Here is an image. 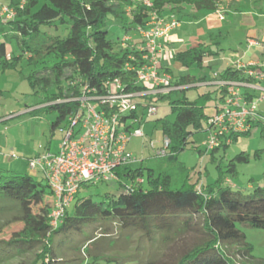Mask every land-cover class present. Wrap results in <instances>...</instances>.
Segmentation results:
<instances>
[{"label":"trees","instance_id":"trees-1","mask_svg":"<svg viewBox=\"0 0 264 264\" xmlns=\"http://www.w3.org/2000/svg\"><path fill=\"white\" fill-rule=\"evenodd\" d=\"M151 2L148 6L142 0H2V4L15 13L11 19L3 20L4 16L0 19L11 30L17 53L9 56L6 42L0 39V65L3 70H14L27 57L32 71L26 78L35 92H45L41 109L55 115L50 122L51 129L65 126L69 115L77 110V99L85 87L93 93L106 94L109 90L107 82L118 79L127 92L146 89L137 80V71L143 62V40L134 42L131 36L135 32L140 34L152 13L164 15L169 9L178 17L188 14L185 9L189 7L194 11L189 15L198 18L217 11L223 4L231 5L227 0ZM110 20L122 25L124 34L121 37L108 38ZM211 45L178 52L174 59L185 66L200 68L205 59H216L223 53L222 48L210 49ZM257 64L230 65L218 72L213 80L259 82L264 86V82L246 73L248 68L260 69V63ZM166 71L172 73L170 68ZM188 81L193 82L191 78ZM174 84L181 85L182 82L172 79ZM229 88V84H219L213 90L199 93L194 100L185 95L172 100L173 91L157 96L158 111L150 121L159 122L165 139L169 140L166 154L160 157L169 166L195 133L205 131L207 134L209 120L219 111ZM240 93L250 102L261 97L259 91L243 86ZM162 101L168 102L174 120L159 116ZM208 101L213 103L208 105ZM262 106L264 102L259 104L260 114H264ZM144 110L141 108L140 114H122L121 121L128 130L132 119L141 117ZM254 127L259 128L264 140V121L256 119L248 131L229 134L223 137L220 146L213 150L205 147L204 151L210 153L211 161L215 162L218 149L225 150ZM156 148L162 149L164 145L156 147L155 143ZM198 150L202 151L199 147ZM260 152L257 150L252 156L243 150L225 166L218 163V178L207 184L201 170L188 173L183 164L173 170L161 166L132 168L130 163L117 169L119 177L114 182L122 187V191L107 193L102 200L95 201L91 196H81L79 190L57 225L52 224L55 197L46 177L0 167V216H10L0 226V263L36 251L30 264H71L73 260L64 258L60 251L74 247L76 238L86 234L88 227L110 223L127 237L139 234L147 240H152L157 232H200L202 241L187 248L175 264H236L223 245L245 242V234L237 228L238 223L264 229V187H254L245 194L229 178L239 174V163L259 157ZM84 185L95 184H82L81 187ZM7 228L10 230L5 232ZM94 263L96 260L91 259L82 264Z\"/></svg>","mask_w":264,"mask_h":264},{"label":"rangeland","instance_id":"rangeland-1","mask_svg":"<svg viewBox=\"0 0 264 264\" xmlns=\"http://www.w3.org/2000/svg\"><path fill=\"white\" fill-rule=\"evenodd\" d=\"M2 1V0H1ZM237 9L229 12V17L239 21V14L243 12L249 13L255 25L248 26L249 31L264 30V12L256 11L258 8H264V0H235ZM231 5H235L233 0H227ZM229 5V4H228ZM166 9L165 13H169ZM185 12H194L192 8L186 7ZM249 15V16H250ZM179 17V16H178ZM4 20V18H2ZM0 19V39L6 42L9 56L17 53V44L11 38V30L9 26ZM108 38L117 39L118 36L124 34L122 25L110 20ZM187 22V21H186ZM115 26V28H114ZM222 29V35L207 41L213 42L211 46L221 45L225 52L228 53V59L234 56L232 48L240 47L242 50L247 49L246 39H239L237 36L226 33V29ZM238 22L230 27L236 29ZM216 34H219L218 32ZM236 35L241 36L238 32ZM216 50V49H215ZM225 57V55H223ZM260 57V56H257ZM40 66V65H39ZM181 64L176 61L173 63V69L177 75H180L179 69ZM219 66L217 65L216 68ZM38 68V67H37ZM205 68V73L208 68ZM190 69H199L197 66H190ZM32 71V67L28 65V59L25 57L18 64L17 69L3 70L0 65V116L7 117L4 128L0 130V143L4 147H9V151H14L15 156L19 157L20 153L30 155L39 149L41 143H45L52 134L50 126L51 119L55 117L54 113L45 109H34L42 107L40 103L45 94L39 90L35 92L34 88L28 82L26 76ZM203 71V70H199ZM203 73V72H202ZM208 74L212 72L208 71ZM212 89L213 87H208ZM208 91V90H207ZM206 91V92H207ZM203 92L198 88L187 89L180 92H174L172 100L187 96L194 100L199 93ZM213 102L208 101V105ZM41 105V106H40ZM161 111L159 116L167 117L174 120L171 113V107L168 102H160ZM31 111L24 113L25 111ZM142 124L144 136L133 137L131 144L136 142L134 155L139 159L137 162L130 164L132 168L139 166H154L164 169L175 170L176 167L185 165L188 173L192 171H202L205 184L214 183L219 176L218 163L225 166L239 152L246 150L252 156L257 150H260V156L252 157L247 163H239L237 169L239 174L235 177L230 176L229 180L237 185V188L247 194L254 187H264V140L260 137V130L257 127L252 128L251 132L243 135L238 142L230 144L225 150L218 149L215 152L217 161H211L210 153H206L204 141L206 140V132L200 131L195 133L186 147L180 151L176 160L170 164L165 159L160 158L155 153V149L151 148L150 142L156 143V147L164 145L165 136L162 132L161 124L155 120H151L146 115ZM206 126V124H205ZM60 131L54 132L51 141V148L54 150L60 139ZM62 136V135H61ZM61 142V140H60ZM198 147L201 152H199ZM19 153V154H17ZM186 171V172H187ZM185 172V173H186ZM128 183V180H125ZM227 185V182H223ZM252 185V188H249ZM124 188V187H123ZM122 191V187L115 182H101L95 185H84L80 189V195L91 196L95 201L102 200V196L107 193L117 194ZM9 215L0 216V226L9 218ZM237 228L245 234V242H230L223 245L226 253L233 258L236 264H264V229L250 227L247 224H237ZM7 228L5 230L9 231ZM200 232H185L177 230L172 232H157L152 240L141 238L139 234L125 236L116 225L110 223H97L86 229V234L79 235L74 241V247H67L60 251V254L69 260H73L71 264H82L91 259H95L94 264H175L181 254L189 247L202 241ZM248 250L249 252H243ZM35 252H31L24 256L11 259L0 264H30L35 258ZM109 260V261H108Z\"/></svg>","mask_w":264,"mask_h":264},{"label":"built area","instance_id":"built-area-1","mask_svg":"<svg viewBox=\"0 0 264 264\" xmlns=\"http://www.w3.org/2000/svg\"><path fill=\"white\" fill-rule=\"evenodd\" d=\"M142 1L148 6L152 5L151 0ZM14 14L11 8L0 3V16L6 17L4 20L13 18ZM180 25V19L174 14L165 16L152 13L145 28L140 30L143 62L137 71V80L146 89L142 92H127L118 79L107 82L109 90L106 94L93 93L85 87L77 99V110L69 115L65 126L57 128L62 135L59 150L45 151L29 160L31 169L40 167L53 191V225H57L71 206L82 184L117 181V169L137 161V157L128 149L129 143L133 137L144 136V117L150 118L157 113V96L173 89L171 75L160 68V40L168 37ZM248 65L258 66L257 63L243 66ZM259 66L260 69L248 68L246 73L264 82V63ZM220 84H229L230 88L219 111L209 120L203 143L208 150L220 146L223 137L229 134L248 131L253 120L264 121V114L258 112L259 104L264 102V86L259 82L238 81H221ZM242 86L259 91L261 97L256 101H248L240 93ZM143 107L142 116L132 119L128 130L121 121L122 114H140ZM168 143L169 140L165 139L162 149H155L153 141L150 146L155 149L157 156L162 157L166 154Z\"/></svg>","mask_w":264,"mask_h":264},{"label":"crops","instance_id":"crops-1","mask_svg":"<svg viewBox=\"0 0 264 264\" xmlns=\"http://www.w3.org/2000/svg\"><path fill=\"white\" fill-rule=\"evenodd\" d=\"M0 3H2L1 0ZM234 3L235 5L223 4L220 6V8L217 11L202 14L198 18L191 17L189 15L190 12L189 13L187 12L188 14L186 15H179L181 25L178 28L174 29L169 34L168 37L162 38L160 40L161 48H162L161 56H160V66L162 67L161 69L163 71H166V69L168 68L172 69V73H171L172 75L169 73L172 79L174 81L182 82L181 85L174 84L175 86H173V89L170 92L172 91L173 93L180 92L192 88H198L203 92L209 90L207 89L208 87H213V89H215L219 86L220 82L214 81L213 77H215L217 73L223 70L225 67H228L230 65L239 67L249 63H260V64L264 63V30H259L255 32V31H249L247 29L249 25L250 26L255 25V20H253L252 18L253 15L251 16L249 13L243 12V14H239L238 15L239 21L235 18L237 13L235 14V16H233L234 18H230L229 12L237 9L236 4L239 5L238 1ZM237 10H239V8ZM256 11H258L259 13L264 12V8L262 7L258 8ZM171 14H172L171 11H169L168 14L164 12L165 16H169ZM237 22H238V26L236 29L233 30V28L230 26L236 24ZM227 25H230L225 30L227 34L233 33V35L237 36L239 39H243V38L246 39V43H247L246 50L244 49L242 50L240 47L232 48L233 49L232 51L234 52V56L231 60H229L228 53L225 52L226 49H223L218 42L216 48H214L213 46L209 47L210 49L213 50L218 48L223 49L222 51L223 53H221L218 56V58L205 59L203 63L204 66H201L199 69H195V70L190 69V67L185 66L180 62L182 66L179 69L180 75H177L175 73L173 69V63L176 62L174 59L176 53L199 45L203 46L204 44L205 45L209 44L207 43V41L213 40L214 38L222 35L221 30L225 29ZM217 32L219 34H216ZM236 32H238L241 36L236 35ZM131 37H132L131 41L134 42L142 41V36L139 33L138 34L136 32L132 33ZM210 44H213V42H211ZM223 55H225V57ZM217 65L219 66L218 67L219 69L216 68ZM204 67L208 68V71L212 72L211 76L210 74H208V71L205 73ZM200 69L203 70L202 71L203 73L199 71ZM184 76L186 77L184 78ZM190 78L193 81L191 83L188 81ZM173 93L171 94L172 96ZM34 109H41V107L32 108V110ZM31 111L26 110L24 113ZM7 119H8L7 117L0 116V130L4 128L3 126ZM56 131L57 129H54L49 139H47L45 143H41L39 149L34 153H31L30 155H25L24 153H20V154L17 153L19 154V157L18 156L13 157L12 155H16V153L14 151H9V147H4L0 143V167H8L21 172H27L32 175H44L40 167L31 169L29 166V160H31L35 156L40 155L45 151L57 152L59 150L60 140L62 137L61 135L57 147L54 150H52L51 148L52 137L54 136V132ZM135 146H136V142L134 143V145H132L130 141L128 149L133 154L135 153L134 151L136 149Z\"/></svg>","mask_w":264,"mask_h":264}]
</instances>
